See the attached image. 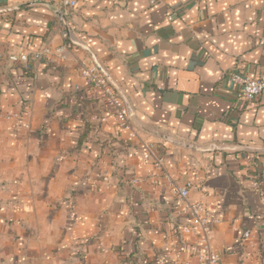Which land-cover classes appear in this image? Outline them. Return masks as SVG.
<instances>
[{
  "label": "crops",
  "instance_id": "0c3cea01",
  "mask_svg": "<svg viewBox=\"0 0 264 264\" xmlns=\"http://www.w3.org/2000/svg\"><path fill=\"white\" fill-rule=\"evenodd\" d=\"M77 2L70 51L28 69L6 56L60 45L56 14L0 0V264H195L161 170L197 185L221 264H264V91L240 108L224 78L264 75V0ZM79 62L103 66L168 141L134 123L128 140Z\"/></svg>",
  "mask_w": 264,
  "mask_h": 264
},
{
  "label": "built area",
  "instance_id": "2783aa9c",
  "mask_svg": "<svg viewBox=\"0 0 264 264\" xmlns=\"http://www.w3.org/2000/svg\"><path fill=\"white\" fill-rule=\"evenodd\" d=\"M33 1L36 4H42L54 10L56 14V24L60 30L59 35L62 43L58 46H47L35 52L23 51L18 54H8L6 56V61L11 66H21L30 69L31 63H37L41 60H50L53 56L62 58L66 52L70 51V46L66 43L69 39V33L64 29L60 17H65L74 11L78 6L77 0ZM78 64V71L84 86L104 100L116 128L123 133L128 140H138L140 134L131 121V117L133 116L131 106L112 82L108 71L97 62H79ZM224 78L239 89L238 106L240 108L252 106L264 91V75L258 78H251L239 72L231 71L225 73ZM24 127L28 128V126ZM159 169H161L160 166ZM160 174L167 184L171 195L179 204L182 213L188 218V225L184 228V233H190V230L193 229L197 237L195 264H221L220 257L211 247V212L206 204L193 201L189 198L190 192L196 190L197 185L190 181L179 184L175 182L169 174L162 170ZM249 181L253 189L259 188V184L254 179L253 175L249 177ZM137 182L138 181H134L133 183L136 184ZM260 202L264 208L263 193L260 196ZM249 237L250 235L248 233L244 234V238ZM175 258L177 260L178 256ZM180 264L191 263L184 261Z\"/></svg>",
  "mask_w": 264,
  "mask_h": 264
},
{
  "label": "water",
  "instance_id": "95a60500",
  "mask_svg": "<svg viewBox=\"0 0 264 264\" xmlns=\"http://www.w3.org/2000/svg\"><path fill=\"white\" fill-rule=\"evenodd\" d=\"M0 11H2V10H0ZM60 21H61V23H62L64 29L68 31L67 19H66L65 17L61 16V17H60ZM131 121H132V123L135 124V126H136L138 129H140V130L146 132L147 134H150V135H152V136H155V137H158V138H160V139H163V140L168 141V138H167L164 134H162V133H157V132H153V131L148 130L147 128H144L143 126H141V124H139V123L136 121V119H135L134 116L131 117ZM240 149H241V150H246V151H262L261 149L250 148V147H240Z\"/></svg>",
  "mask_w": 264,
  "mask_h": 264
},
{
  "label": "rangeland",
  "instance_id": "374dc122",
  "mask_svg": "<svg viewBox=\"0 0 264 264\" xmlns=\"http://www.w3.org/2000/svg\"><path fill=\"white\" fill-rule=\"evenodd\" d=\"M25 126H28V125H25ZM25 128V127H24Z\"/></svg>",
  "mask_w": 264,
  "mask_h": 264
}]
</instances>
